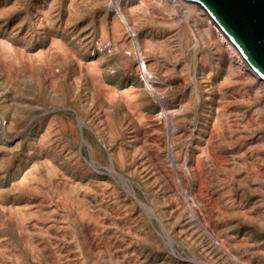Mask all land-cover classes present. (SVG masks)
I'll list each match as a JSON object with an SVG mask.
<instances>
[{
	"label": "rangeland",
	"instance_id": "374dc122",
	"mask_svg": "<svg viewBox=\"0 0 264 264\" xmlns=\"http://www.w3.org/2000/svg\"><path fill=\"white\" fill-rule=\"evenodd\" d=\"M208 17L0 0V264H264V81Z\"/></svg>",
	"mask_w": 264,
	"mask_h": 264
},
{
	"label": "water",
	"instance_id": "95a60500",
	"mask_svg": "<svg viewBox=\"0 0 264 264\" xmlns=\"http://www.w3.org/2000/svg\"><path fill=\"white\" fill-rule=\"evenodd\" d=\"M203 8L247 66L264 81V0H182Z\"/></svg>",
	"mask_w": 264,
	"mask_h": 264
},
{
	"label": "bare ground",
	"instance_id": "6f19581e",
	"mask_svg": "<svg viewBox=\"0 0 264 264\" xmlns=\"http://www.w3.org/2000/svg\"><path fill=\"white\" fill-rule=\"evenodd\" d=\"M25 18V17H24ZM208 22H209V24H210V26L212 27V29H213V31H214V33H215V35H216V40H217V42H219V44L223 47V49L233 58V60H235V62L237 63V64H239V65H241V66H246V64H245V62L243 61V59L241 58V56L239 55V53H238V51L235 49V47L225 38V36L222 34V32L216 27V25L213 23V21L208 17ZM211 29V28H210ZM20 53V52H19ZM16 57H18V56H16ZM28 58V57H27ZM1 62H3V61H1ZM20 62V61H19ZM24 62V61H23ZM10 63V62H9ZM142 67L147 71V65L145 64V62L142 60ZM8 66V65H7ZM29 66V65H28ZM31 66V65H30ZM142 68V69H143ZM92 69V68H91ZM50 70V69H49ZM144 70V71H145ZM13 71V70H12ZM148 72V71H147ZM146 72V73H147ZM144 73V72H143ZM11 75V74H10ZM232 75V74H231ZM147 76H148V74H147ZM152 78V77H151ZM147 79V78H146ZM55 81V80H54ZM234 81V80H233ZM52 83V82H51ZM146 84V86H148L147 85V82H145ZM51 85V84H50ZM146 88V87H145ZM93 90H94V88H93ZM99 93V92H98ZM42 94V93H41ZM94 94H95V92H94ZM97 94V93H96ZM102 94V93H101ZM43 95H44V93H43ZM93 95V94H92ZM123 95V94H122ZM128 95V94H127ZM96 96V95H95ZM50 97V96H49ZM130 97V96H129ZM128 97V98H129ZM63 98V97H62ZM94 98H96V97H94ZM102 98H103V96H102ZM98 99H100V98H98ZM112 100H113V98H112ZM105 101V100H104ZM108 102V101H107ZM126 102V101H125ZM129 102H131V101H129ZM22 103V102H21ZM100 103V102H99ZM109 103V102H108ZM129 104V103H128ZM103 105H104V103H103ZM73 107V106H72ZM104 107V106H103ZM130 107V106H129ZM134 108V107H133ZM162 113V112H161ZM103 116V115H102ZM100 118V117H99ZM167 119V118H166ZM103 120V119H102ZM105 120V119H104ZM103 120V121H104ZM51 121V120H50ZM49 121V122H50ZM108 122V121H107ZM106 122V123H107ZM51 123V122H50ZM98 124V123H97ZM51 125H52V123H51ZM50 125V126H51ZM173 126V125H172ZM47 127H48V125H47ZM46 127V128H47ZM52 127V126H51ZM175 128V127H174ZM173 128V129H174ZM48 129H50V128H48ZM177 129V128H176ZM176 129H174L175 131H176ZM101 130V129H100ZM96 131V130H95ZM44 132V131H43ZM46 133V132H45ZM43 134V133H42ZM50 134V133H49ZM41 135V134H40ZM39 135V136H40ZM45 135V134H44ZM43 135V136H44ZM47 135H48V132H47ZM48 137V136H47ZM47 137H43L44 139L45 138H47ZM53 138V137H52ZM109 138V137H108ZM105 140V139H104ZM53 141H54V139H53ZM53 141H51V142H53ZM146 144V143H145ZM144 145V144H143ZM158 146V145H157ZM53 147V146H52ZM159 147H161V144H160V146ZM64 148V147H63ZM162 149V148H161ZM112 156V155H111ZM120 157V156H119ZM142 159V158H141ZM154 159V158H153ZM146 160V159H145ZM156 160V159H155ZM139 161V160H138ZM154 161V160H153ZM161 161V160H160ZM163 161V160H162ZM134 162H135V160H134ZM49 163V162H48ZM159 163V162H158ZM162 163V162H161ZM135 164V163H134ZM165 164V163H164ZM137 165H138V162H137ZM148 165V164H147ZM173 165V164H172ZM149 166V165H148ZM155 166H157V165H155ZM159 166V165H158ZM157 166V167H158ZM52 167V166H51ZM150 167V166H149ZM163 167V166H162ZM161 167V168H162ZM164 167H166V166H164ZM173 167V166H172ZM53 168V167H52ZM139 168V167H138ZM142 168V167H141ZM144 168H145V166H144ZM159 168V167H158ZM54 169V172H56L55 170V168H53ZM150 169V168H149ZM165 169V168H164ZM50 169H48V171H49ZM123 170V169H122ZM145 170V169H144ZM148 170V169H147ZM53 171V170H52ZM58 171V170H57ZM135 171V170H134ZM160 171H162V170H160ZM164 171V170H163ZM165 171H166V169H165ZM165 171H164V173H165ZM51 171H49V173H50ZM130 172V171H129ZM138 172V171H137ZM36 173V172H35ZM132 173V172H131ZM134 173V172H133ZM56 174H57V172H56ZM149 174V173H148ZM153 174V173H152ZM26 175V174H25ZM134 175V174H133ZM161 175V174H160ZM165 175V174H164ZM163 175V176H164ZM126 176H127V174H126ZM129 176V175H128ZM132 176V175H131ZM145 176V175H144ZM166 176V175H165ZM23 177H24V175H23ZM131 178V177H130ZM16 179V178H15ZM21 179V178H20ZM20 179H19V181L18 182H20ZM24 179V178H23ZM27 179V178H26ZM107 179H108V177H107ZM147 179V178H146ZM150 179V178H149ZM25 180V179H24ZM28 181V180H27ZM167 181V180H166ZM17 182V181H16ZM22 183V182H21ZM18 184V183H17ZM16 184V185H17ZM35 184V183H34ZM85 184H87V183H85ZM92 184V183H91ZM20 185V184H19ZM19 185H17L18 186V188H19ZM27 185H29V184H27ZM24 186H25V184H24ZM31 186V185H30ZM33 186V185H32ZM35 186H38V185H35ZM92 186H94V185H92ZM110 186V185H109ZM108 186V187H109ZM28 187V186H27ZM23 188V187H22ZM31 188V187H30ZM90 188V187H89ZM24 189V188H23ZM32 189H34V188H32ZM92 189V188H91ZM96 189V188H95ZM34 190H36V189H34ZM25 191V190H24ZM28 191V190H27ZM28 192H30V191H28ZM88 192H90L89 190H88ZM191 192V191H190ZM60 193V192H59ZM104 193V192H103ZM100 194V193H99ZM96 195V194H95ZM88 196V195H87ZM101 196V195H100ZM84 197V196H83ZM89 197V196H88ZM91 198V197H90ZM93 198V197H92ZM84 199V198H83ZM82 199V200H83ZM87 199V198H86ZM81 200V199H80ZM87 200H89V199H87ZM91 200H93V199H91ZM96 201V200H95ZM88 202V201H87ZM78 204V203H77ZM80 205H83V204H81V202H80ZM89 206V205H88ZM108 206V205H107ZM87 207V204H86V206H85V208ZM104 207V206H103ZM74 208V207H73ZM79 208V207H78ZM105 208H108V207H105ZM39 209V208H38ZM52 209V208H51ZM81 209V208H80ZM36 210V209H35ZM42 210V209H41ZM78 210V209H77ZM86 210H87V208H86ZM11 211V210H10ZM24 211V210H23ZM30 212H31V210H29ZM43 211V210H42ZM48 211V210H47ZM50 211H53V209L52 210H50ZM36 212V211H35ZM35 212H34V214H33V217H34V215H36L35 214ZM44 212H45V210H44ZM56 212V211H55ZM58 212V211H57ZM86 213H87V211H85ZM89 212V211H88ZM19 213V212H18ZM21 213V212H20ZM24 213V212H23ZM32 213V212H31ZM39 213V212H38ZM43 213V212H42ZM41 213V214H42ZM48 213V212H47ZM59 213V212H58ZM7 214V213H6ZM13 214V213H12ZM29 214V213H28ZM44 214V213H43ZM78 215H79V221H80V224H81V227H82V229H83V232L87 235V241H88V243L90 242V240H91V236H90V234H89V232L90 231H88V227H87V224L85 223L86 221V219H87V217H88V214H87V216L85 215H83L84 214V212H83V214H81L80 212H78L77 213ZM92 214V213H91ZM22 215V214H21ZM26 215V214H25ZM24 215V216H25ZM51 215V214H50ZM53 215V214H52ZM12 216H14V215H12ZM28 216V215H27ZM31 216V215H30ZM49 216V215H48ZM56 216V215H55ZM92 216H93V214L91 215V218H92ZM19 217V216H18ZM18 217H16V218H18ZM29 217V216H28ZM38 217V216H37ZM53 217V216H52ZM52 217H51V219H52ZM74 217V216H73ZM6 218V217H5ZM13 218V217H12ZM39 218V217H38ZM41 218V217H40ZM43 218V217H42ZM95 218V217H94ZM11 219V218H10ZM96 219V218H95ZM12 220V219H11ZM17 220V223L15 224L16 225V227L18 228V229H23V227H24V223L27 221L26 219H25V217H24V219L22 218V216H20L18 219H16ZM24 220H26L25 222H24ZM44 220H46V219H44ZM75 220L77 221V218H75ZM97 220V219H96ZM10 221V220H9ZM31 221V220H30ZM49 221V220H48ZM102 221H104V219L102 220ZM106 221V220H105ZM32 222V221H31ZM99 222V221H98ZM97 222V223H98ZM101 222V221H100ZM14 223H15V221H14ZM34 223V222H33ZM103 223V222H102ZM74 224V223H73ZM79 224V225H80ZM109 224V223H108ZM13 225V224H12ZM76 225V224H75ZM90 225V224H89ZM92 225V224H91ZM27 226H29V225H27ZM36 226H37V224H36ZM77 226V225H76ZM93 226V225H92ZM48 227V226H47ZM29 228V227H28ZM90 228V227H89ZM16 229V228H15ZM30 229H32V228H30ZM54 229V228H53ZM78 229V228H77ZM77 229H75V230H77ZM81 229V230H82ZM91 229H92V227H91ZM98 229V228H97ZM99 229H100V226H99ZM46 231H48L47 230V228L45 229ZM57 230V229H56ZM79 230V229H78ZM93 230V229H92ZM96 230V229H95ZM30 231V230H29ZM52 231V230H51ZM94 231V230H93ZM99 231V230H98ZM77 232V231H76ZM81 232V231H80ZM100 232V231H99ZM98 232V233H99ZM18 233H19V231H18ZM52 233V232H51ZM50 233V234H51ZM63 233V232H62ZM72 233V232H71ZM106 233V232H105ZM111 233V232H110ZM113 233V232H112ZM111 233V234H112ZM33 234V233H32ZM57 234V233H56ZM65 234H67V233H65ZM73 234V233H72ZM77 234V233H76ZM102 234V233H101ZM48 235H49V232H48ZM55 234L53 233V235H51V236H54ZM63 235V234H62ZM71 235V234H70ZM94 235V234H93ZM98 235V234H97ZM21 236H23L22 234H21ZM47 236V235H46ZM74 236V235H73ZM72 236V237H73ZM83 236V235H82ZM95 236V235H94ZM25 236H23V237H21V238H24ZM48 237V236H47ZM85 237V236H84ZM83 237V238H84ZM142 237V236H141ZM60 238V237H59ZM81 238V237H80ZM93 238V237H92ZM37 239V238H36ZM44 239V238H43ZM74 239V238H73ZM77 239V238H76ZM82 239V238H81ZM113 239H115V238H113ZM145 239V238H144ZM149 239V238H148ZM24 240V239H23ZM22 240V241H23ZM35 240V239H34ZM46 240V239H45ZM80 240V239H79ZM78 240V241H79ZM116 240V239H115ZM143 240V239H142ZM146 240V239H145ZM150 240V239H149ZM28 241V240H27ZM36 241V240H35ZM34 241V242H35ZM38 241V240H37ZM50 241H51V239H50ZM75 241V240H74ZM77 241V242H78ZM83 241H85V240H83ZM82 241V242H83ZM93 241V240H92ZM111 241V240H110ZM124 241V240H123ZM33 242V241H32ZM47 242V241H46ZM55 242V241H54ZM86 242V241H85ZM84 242V243H85ZM149 242V241H148ZM52 243V242H51ZM56 243V242H55ZM75 243V242H74ZM90 243H93V242H90ZM25 244V243H24ZM53 244V243H52ZM114 244V243H113ZM121 244V243H120ZM125 244V243H124ZM26 246H27V244H25ZM29 245V244H28ZM34 245H35V243H34ZM83 245V244H82ZM94 245V244H93ZM97 245V244H96ZM155 245V244H154ZM49 246V245H48ZM55 246H56V244H55ZM88 246V245H87ZM91 246V245H90ZM111 246H112V244H111ZM119 246H121V245H119ZM29 247H30V245H29ZM54 247V246H53ZM98 247V246H97ZM128 247V246H127ZM130 247V246H129ZM86 248V247H85ZM84 248V249H85ZM112 248V247H111ZM110 248V249H111ZM37 249V248H36ZM94 250V248H91V250ZM134 249V248H133ZM137 249V248H136ZM26 250V249H25ZM34 250V249H33ZM55 250V249H54ZM61 250V249H60ZM59 250V251H60ZM89 250V249H88ZM31 251H32V248H31ZM56 251V250H55ZM58 251V250H57ZM56 251V252H57ZM63 251V250H62ZM133 251V250H132ZM40 252V251H39ZM61 252V251H60ZM94 252V251H93ZM96 252H97V250H96ZM109 252V251H108ZM128 252V251H127ZM139 252V251H138ZM138 252H136L137 253V255H138ZM31 253V252H30ZM33 254H34V251L32 252ZM95 253V252H94ZM129 253V252H128ZM133 253V252H132ZM140 253V252H139ZM126 254V253H125ZM124 254V255H125ZM135 254V253H134ZM35 255V254H34ZM94 255V254H93ZM99 255V254H98ZM115 255H116V253H115ZM142 255V254H141ZM37 256V255H36ZM55 256V255H54ZM60 256H62V255H60ZM38 257H40V256H38ZM43 257V256H42ZM94 257H96V255H94ZM111 257V256H110ZM109 257V258H110ZM136 257V256H135ZM46 258H47V256H46ZM91 258V257H90ZM101 258V257H100ZM114 258V257H113ZM117 258V257H116ZM115 258V259H116ZM40 259V258H39ZM45 259V258H44ZM49 259V258H48ZM97 260L99 259V258H96ZM104 259V258H103ZM115 259H114V261H115ZM126 259V258H125ZM128 259V258H127ZM138 259V258H137ZM18 260V259H17ZM56 260V259H55ZM59 260H60V258H59ZM100 260V259H99ZM112 260V259H111ZM130 260V259H129ZM135 260V259H134ZM140 260V259H139ZM42 261V260H41ZM49 261V260H48ZM107 261H109V260H107ZM118 261V259H116V262ZM126 261V260H125ZM132 261V260H131ZM1 262V261H0ZM45 262V261H44ZM52 262H53V260H52ZM79 262V261H78ZM93 262V261H92ZM91 262V263H92ZM101 262V261H100ZM113 262V261H112ZM139 262V261H138ZM46 263V262H45ZM115 263V262H114ZM128 263V262H127ZM146 263V262H145ZM47 264H49V262L47 263ZM52 264H54V263H52ZM99 264V263H98ZM109 264V263H108ZM129 264V263H128Z\"/></svg>",
	"mask_w": 264,
	"mask_h": 264
},
{
	"label": "built area",
	"instance_id": "2783aa9c",
	"mask_svg": "<svg viewBox=\"0 0 264 264\" xmlns=\"http://www.w3.org/2000/svg\"><path fill=\"white\" fill-rule=\"evenodd\" d=\"M203 9V8H202Z\"/></svg>",
	"mask_w": 264,
	"mask_h": 264
}]
</instances>
